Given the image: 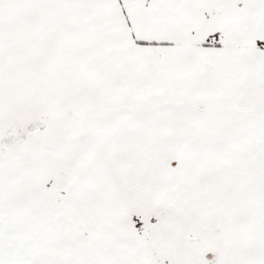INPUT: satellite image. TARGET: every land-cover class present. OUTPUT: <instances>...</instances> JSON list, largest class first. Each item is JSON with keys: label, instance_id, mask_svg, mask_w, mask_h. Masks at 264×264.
<instances>
[{"label": "snow or ice", "instance_id": "obj_1", "mask_svg": "<svg viewBox=\"0 0 264 264\" xmlns=\"http://www.w3.org/2000/svg\"><path fill=\"white\" fill-rule=\"evenodd\" d=\"M0 264H264V0H0Z\"/></svg>", "mask_w": 264, "mask_h": 264}]
</instances>
